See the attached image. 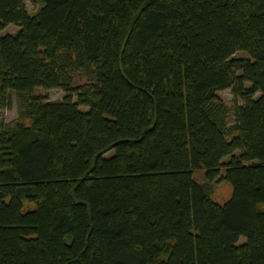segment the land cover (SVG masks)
Here are the masks:
<instances>
[{
	"label": "trees",
	"instance_id": "1",
	"mask_svg": "<svg viewBox=\"0 0 264 264\" xmlns=\"http://www.w3.org/2000/svg\"><path fill=\"white\" fill-rule=\"evenodd\" d=\"M34 1L0 0V264H264V0Z\"/></svg>",
	"mask_w": 264,
	"mask_h": 264
},
{
	"label": "rangeland",
	"instance_id": "2",
	"mask_svg": "<svg viewBox=\"0 0 264 264\" xmlns=\"http://www.w3.org/2000/svg\"><path fill=\"white\" fill-rule=\"evenodd\" d=\"M24 6L28 13L32 14L36 8L37 3L34 0H24ZM18 30V26L15 24H8L5 28L0 30V35L5 33H15ZM246 54L243 51H236L232 54V57H245ZM88 79L83 76L80 73H75L73 75L72 83L74 86H81V85H87ZM247 85V84H246ZM34 94L43 95L45 97V101H58L63 98L65 93L60 88H51V89H43L40 87H36L33 89ZM222 100L223 102L229 107V118L228 123H232L233 119V105L236 101H234L233 95L228 88H224L221 90H217L215 92ZM73 100H75V97H73ZM240 104V101L237 102ZM81 109H86V107L81 106ZM17 119V101L14 93H12V99H11V105L9 107H0V129L2 124L4 123H10ZM25 122H28L26 120ZM228 156L224 158V160H227ZM193 177L196 181H203L204 180V170H197L193 173ZM231 194V186L228 181L222 180L218 182L213 183V192L211 195V198L218 202L223 203L225 202ZM261 209H264V204L260 205ZM244 237H241L238 243L242 242Z\"/></svg>",
	"mask_w": 264,
	"mask_h": 264
}]
</instances>
